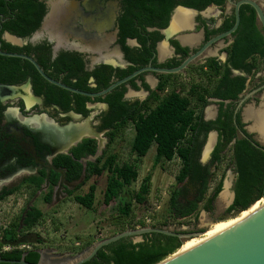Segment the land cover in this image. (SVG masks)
I'll return each mask as SVG.
<instances>
[{"label": "trees", "instance_id": "obj_1", "mask_svg": "<svg viewBox=\"0 0 264 264\" xmlns=\"http://www.w3.org/2000/svg\"><path fill=\"white\" fill-rule=\"evenodd\" d=\"M194 6L191 0H125L124 11L118 19L119 43L122 45L126 60L131 65L126 68H114L100 65L88 71L80 56L76 53H61L55 60L51 57V48L46 44L37 47H18L3 40L5 32L20 38H29L37 32L47 13L43 0H0V46L1 50L11 53L33 56L45 73L55 80L90 93L100 92L114 81L128 77L136 70L157 64L155 58L157 44L163 40L160 29L169 25L173 8L178 4ZM250 10V11H248ZM232 24L221 30H228ZM150 29H155L150 31ZM216 34L217 30H210ZM235 35V42L225 51L228 58L222 63L217 58H210L205 64L196 67L197 78L190 85L177 84L178 74L159 76L158 87L151 91L144 101L131 102L125 98L128 88L126 84L118 86L105 97L90 98L71 93L47 82L28 60L0 55V85H19L28 78L32 79L35 94L45 96L48 103H56L65 111H74L88 116L90 102L104 103L109 106L101 115L102 125L99 130L108 129L109 145L103 155L95 163L86 168V180L77 189L88 184L94 177H101L107 172L108 178L103 202L110 206L118 203V218L115 225L118 232L125 231L133 222L135 205L148 204L152 188V173L142 179L137 190L132 186L138 181L140 172L136 162H123L118 153L111 152V146L117 139H122L129 127L134 130L130 142V153L137 160L147 156L155 146L156 156L153 168L161 163H169L175 159L181 161V168L176 176V185L170 192L167 216L156 221L152 227L170 228L193 223L184 220L195 217L197 223L200 210L211 213L218 195L223 190L226 170L231 169L236 175L233 190L235 201L227 210L228 215L251 213L264 198V146L255 142L247 134L242 124L240 113H235L234 102L246 89L247 78L233 76L232 70H239L253 75L264 60V31L257 22L253 8L246 6L241 12V23ZM129 39H136L140 47L127 45ZM178 52L186 55L188 49L182 48L173 41ZM181 61L163 65L177 67ZM94 78L96 86L90 85ZM142 82L146 90H150L143 75L134 78L128 84L139 90L136 80ZM219 99L218 116L215 120H205L204 111L209 99ZM226 101L231 103L226 104ZM242 130L246 137L233 141ZM212 131L218 132V143L212 153V159L201 162L202 152ZM97 141L86 139L71 150L69 155H59L56 165L67 169L68 180L77 181L83 175L82 158L97 153ZM229 163L225 165V161ZM224 169L220 180L214 179L220 169ZM46 175L29 177L14 187L5 188L0 194V201L30 190L33 197L43 186ZM53 179V178H52ZM56 182V180H54ZM214 184V187H213ZM52 185L43 194V201L51 203L54 194ZM70 196L74 193L66 190ZM97 188L89 185L88 192L78 194L73 200L80 206L94 210ZM259 201V202H257ZM257 202V203H256ZM24 210L10 224L0 230V249L11 246L0 254L4 259L25 260L38 264L41 259L39 250L42 239L30 244L26 238L45 222V213L33 205L21 220ZM185 222V223H183ZM132 223V224H131ZM142 227H145L141 223ZM130 227V228H131ZM174 232L179 233L174 230ZM182 234V233H179ZM144 240L135 243L132 237L122 238L101 248L97 255L85 264H157L167 257L185 249L183 241L177 236L160 233L143 235ZM30 245V249H20L21 245ZM91 244V243H90ZM89 245V244H88ZM11 264V263H0Z\"/></svg>", "mask_w": 264, "mask_h": 264}, {"label": "flooded vegetation", "instance_id": "obj_2", "mask_svg": "<svg viewBox=\"0 0 264 264\" xmlns=\"http://www.w3.org/2000/svg\"><path fill=\"white\" fill-rule=\"evenodd\" d=\"M67 1L78 2L80 4L79 6L85 12L92 13V15H95L94 16L95 18L92 23L94 25L96 23L99 24L111 23V20L114 18L115 30L114 31L108 30L106 32V34H111V33L115 34V43L111 45L110 50H112L115 46H119L121 51L124 53L122 45L119 43L118 19L121 16V13L124 11L123 6L125 0H67ZM178 1L180 2V1H188V0H177V2ZM242 1L244 0H191L194 6H185L178 3L173 8L172 14L174 13V11L177 10L175 14L176 17L179 11H185V13L191 15V19L189 21L190 26L184 28V30H181V32L178 35L170 39L169 41L170 47H168L170 53L163 60H160V57L158 56L157 48L159 43L157 44L155 58L157 60V64L161 65L162 67L155 66L152 63H149V65L145 67L153 66L157 68H176V67H163V65H167L170 63L173 64L175 63V61H181L182 64L189 56L197 53L208 42L212 40H216V41L211 46V49H213L214 51L218 50V56L202 58L199 61L190 64L183 72L177 73L179 75L177 79V84L190 85L197 78L196 67L205 64L206 61L210 58H217L222 63H225L228 58V53L225 50L228 49L230 45H232L235 42L234 34L237 31L230 36H223V35L228 31H230L235 26L236 12L238 9L237 6ZM254 1L261 4L264 9V4H262L261 2L262 0H254ZM246 6H250L251 8H253L249 4L246 3L241 4L239 7L240 19H241V12L243 11V9H246ZM257 22L259 27L263 29L259 22L258 16H257ZM82 24H83L82 20L79 19V27H78L79 29L85 28V26H83L84 24L83 25ZM229 24H232V27L230 29L221 30L222 28H225L226 25ZM210 30H217L218 32L216 34H211L209 32ZM33 35L29 38H23L24 43L21 46L18 45H14V46L37 47L39 45L46 44L51 48L52 60H55L61 53H69V54L76 53L80 56L82 62L84 63L85 68L88 71H93L96 67L100 66L99 64L95 63V58L99 56L98 55L99 45H96L94 41H90L91 38H87L85 36H81L77 38L70 35L69 40L63 42V45L59 48L57 55H55L54 47L56 43H51L49 39L46 37L34 40ZM194 36H198L197 37L198 39H196L197 42L195 44L192 45L187 44L183 40V37L190 38ZM3 40L7 43H10L5 40L4 35H3ZM173 41H177L182 48L188 49L186 55L178 52L176 46L173 44ZM127 45L129 46L128 41H127ZM124 57H125V53H124ZM261 71L262 73H264V60L260 62L258 70L255 71L253 75H247L244 73L245 74L244 77L247 78L246 89L239 96V99L236 102H234V110L235 113L238 112L240 113L241 121L242 124H244V129L247 132V134L251 135L252 139L255 142L259 143L261 146H264V144L257 138V134L252 132L251 128H248L250 125H253L254 120L246 116V111L251 110V108H253L251 105L255 103L254 108L252 109L254 111L260 105V93L264 92V77L263 76L260 77L259 84L253 89L250 88L251 84L249 83V81L251 78L254 79V77H256V75L259 74ZM141 75H143L145 82L150 87V90H146L143 87L141 80L139 79L136 80V83L139 86V90L133 89L128 83H126V85L127 86L129 85L135 91L144 90L149 94L144 99H136V100H131L129 99V97L125 96V98L131 102L146 100L150 96L151 91H154L158 87L160 83L159 76L163 74H158L156 72H144L138 75L137 77ZM148 75L152 77L153 79L152 83H150V81L148 80L147 78ZM232 75L234 76L233 71H232ZM28 84H30L31 86L29 92V99H27L28 97L25 98L28 95V94L25 95V92H27V89L25 88L23 90H18L17 92L11 91L7 94H2L0 92V194L3 192L5 188L17 186L25 178L34 177V176L41 177L43 174L46 175L43 186L33 197L30 196L31 193L30 190H26V189H23L22 192L15 194L16 196L20 194H25L26 196L29 197V198L27 197L28 201L25 203V206L23 207L24 216L27 213V211L31 209L32 206L35 204L37 196L42 194L43 192H46L52 185H54L53 186L54 194L51 203L56 204L59 201V199H62L61 197L64 194L63 190H67V189L69 190V188H71L72 186L74 188L79 187L82 183H84V181L86 180L85 175L88 164L97 162V160L103 155L104 151L107 149L109 145V138L107 137L109 130L108 129L99 130V127L102 125L101 115L104 111H107L109 109V106L107 109H103V108L93 109V110L89 109L90 110L89 115L92 112H96V115L92 121V126L97 130L104 132L103 134V139L105 140L103 142L104 148L101 153L98 152V148H97L96 155L88 156L87 158H82L80 162L83 165V175L77 181H72V182L69 181L67 169L56 165L55 159L59 155H66L62 149V145L65 144L70 139V134L65 137H61L59 140H53L50 136L44 135L39 131H42V128L44 127L48 129L51 133H55L60 128H65L69 126H75V130H76L77 128L78 129L81 128V124L83 120H77L73 118L70 115V113L74 111H65L56 103H48L46 101L45 96H37L35 94L31 78H28L26 81H24L19 85H5V86H17L22 88ZM254 91H259L257 93L259 96H256V94H254L252 98L250 97L247 99L246 96L252 95ZM90 103L98 104L95 102H90ZM219 103L220 102H217L216 104L218 106V110H219ZM229 103H231V101ZM88 104H87V108H88ZM45 114L48 116V118L43 116ZM88 116H84V117H88ZM204 118L205 120H207L205 111H204ZM209 120H215V119H209ZM241 134L245 135V133L242 130H239L238 136ZM218 138H217V143H218ZM86 139H91V138H85L83 139V141ZM94 140L97 141V147H99L101 141L98 139H94ZM71 150L69 151V153L71 152ZM212 153L209 161L212 159ZM54 180H56V182H54ZM48 181L49 184L48 186H46ZM43 187H47V189L41 192ZM3 202L4 201H0V204ZM218 208L219 207L216 206V204H214V210L210 213L211 220H213L214 217L217 215ZM229 208L230 207L226 208L225 210L227 211ZM173 229L182 234L204 233L202 230L198 228V223H193L187 228L175 227ZM214 229L215 227L211 231H213ZM94 243L96 242H92L91 244L86 246H83V244L78 242L74 243L73 246L70 245L68 246L62 243H55V244L51 243L50 245H45L41 247L40 250H45V264H56L60 262V260L70 255L88 249Z\"/></svg>", "mask_w": 264, "mask_h": 264}, {"label": "water", "instance_id": "obj_3", "mask_svg": "<svg viewBox=\"0 0 264 264\" xmlns=\"http://www.w3.org/2000/svg\"><path fill=\"white\" fill-rule=\"evenodd\" d=\"M43 2L47 6L48 10L42 22L41 28L33 35L34 40L46 37L49 39L51 43H56L54 47V54L57 55L59 48L63 45L64 41L69 40L70 35L77 38L81 36H85L87 38H91L90 41H94L96 45H99L98 48L99 56L95 58V63L99 65L102 64L110 65L113 66L114 68H122V69H126L131 65V63L125 60L124 53L121 51L119 46H115L112 50H110L111 45L115 43V34L114 33L106 34V32L108 30H112V31L115 30L114 18L111 20V23L108 24L96 23L94 25L92 23L95 18L94 17L95 15H92V13L85 12L79 6L80 4L78 2L67 1V0H43ZM243 3L251 5L256 10L259 22L262 28L264 29L263 6L254 0H244L237 6L238 9L236 12L235 26L230 31L225 33L223 36H230L237 31L241 20L239 7ZM176 11H174V13L172 14L169 25L164 29H160V32L164 37L163 40L159 42L157 48L158 56L160 57V60L164 59L161 57L160 54L161 45H166L167 47H170L169 44L170 39L177 35V32H174L172 30L173 17L176 14ZM79 19L82 20V23L84 24L82 25L85 26V28H80V29L78 28ZM153 30L155 29H150V31ZM4 38L6 41L12 43L13 45L21 46L24 43L23 38H20L16 35H12L9 32L4 33ZM215 41L216 40H212L208 42L197 53L189 56L179 67L176 68H157L153 66L145 67L137 70L128 77L114 81L109 87L96 93L82 91L70 87L62 83L61 81H57L51 78L45 73V71L40 66V64L33 57H30L28 55L5 52L1 50V46H0V55L28 60L30 63H32L35 66L39 74L50 84L65 89L71 93L83 95L90 98H97V97H105L106 95L111 93L114 89H116L118 86L128 83L130 80H132L133 78L137 77L138 75L144 72H156L158 74H177L183 72L190 64L195 63L202 58L216 57L218 56V50L214 51L213 49H211V46ZM128 44L129 46L132 47L140 46V44L136 39H129ZM232 71L234 76H241V75L245 76V74L239 70L233 69ZM90 83L92 86H96L94 78L90 80ZM127 87L129 89V92L126 95V97H128V95L132 93H136L137 95H142L144 97L148 96L149 94L144 90L135 91L129 85ZM24 88L27 89V92L29 94L31 88L30 84L22 88L17 86L1 85L0 92L2 94H7L11 91L17 92L18 90H23ZM210 101L221 102V100L214 98L210 99ZM229 102L230 101H226V103ZM99 108L107 109L108 105L104 103L88 104V109L90 110L99 109ZM70 115L77 120H83L81 124V128L79 129L77 128L75 130V126H69L65 128H60L55 133H51L48 129L43 127L42 131L39 130L38 131L44 135L50 136L53 140H59L61 137H65L70 134V139L65 144L62 145V149L66 155L70 154L69 151L73 149L75 146H77L79 143H81L85 138L100 140L101 142L98 147V152L101 153L104 148V143H103L105 141L103 139L104 132H101L92 126V121L96 115V112H92L88 117H84L83 115L75 112H71ZM43 116L48 118L46 114ZM206 119L209 120L214 118L211 117ZM242 137H245V135L244 134L239 135L233 141V144H235L236 141L238 139H241ZM217 138H218V132L212 131L209 134L207 143L204 146L202 152L201 162L203 164H206L207 161L210 159L211 153L213 152L214 147L217 143ZM231 174L233 180H231L230 189L232 190H231V198L227 204V208L230 207L235 201V192L233 190V186L236 175L233 174V171H231ZM48 184L49 181L47 182L46 186H48ZM46 189L47 187H43L41 192ZM224 190H225V186H223V190L221 191V193ZM245 211H242L241 213ZM203 213L207 214L208 212L203 211ZM24 217L25 216L23 215L21 220V225L23 223ZM221 222L222 220H220L219 218L215 220V223H221ZM150 233H160L170 236H177L183 241V245L188 240L193 239L192 237L194 235L202 234V233L179 234L174 232L172 228L143 227L139 229L138 228L132 229L128 227L125 231L118 233L112 237L100 240L94 243L88 249L70 255L60 260V262L56 264H85L89 262L93 257H95L98 251L104 246H107L122 238H128V237H132L133 241L135 243H138L144 240L143 235ZM180 249L173 255L167 257L166 259H164L163 261L157 264H264V203L258 209L254 210L249 215L242 217L239 221H237L236 223H234L224 231L214 235L213 237L206 239L205 241L199 243L195 247L179 253ZM39 252L41 254V259L38 264H45V250H39ZM0 263L33 264L26 261L25 257H23L20 260H12V259H4L1 256V254H0Z\"/></svg>", "mask_w": 264, "mask_h": 264}, {"label": "rangeland", "instance_id": "obj_4", "mask_svg": "<svg viewBox=\"0 0 264 264\" xmlns=\"http://www.w3.org/2000/svg\"><path fill=\"white\" fill-rule=\"evenodd\" d=\"M149 77L150 75H148L147 78ZM150 83L152 82L150 81ZM262 96H264L263 93ZM128 97L131 100L145 98L144 96L137 95L136 93L129 94ZM213 105L214 104L210 102L209 106H207V116L212 115L211 107ZM252 126L253 125H250L248 128H251ZM254 132L257 131L254 130ZM258 135L259 137L257 138L264 144V131L262 134L263 136L261 135L262 137H260V134ZM133 136L134 130L129 127L124 137L122 139H117L116 142L111 146V152L118 153L120 156V160L123 162H136L140 172V176L138 181L132 186L133 191L139 188L143 178H145L149 173H152V188L148 204H137L134 207L133 222H135L134 224L136 225H133V227H131L132 225H130V227L132 229H137V220L146 216L148 213L155 214L154 223L156 221L164 220V218L167 216L170 192L176 185V176L180 171L181 161L177 159L169 163H161L156 168H153L154 159L156 156L155 146L152 147L146 157L137 160L136 156L130 153V142ZM208 162L209 160L207 161V163ZM228 163L229 159L226 160L224 164L227 165ZM223 171L224 169L222 168L217 172L214 179L215 185L220 180ZM231 171V169L226 170V176L223 181L225 190L215 201L216 206L219 207L217 215L213 220H211L210 213L204 214V210H200L197 223L198 228L204 233L194 235L192 237L193 239L185 242V249L190 245L197 243L196 241L201 240L202 238H206L209 235H215L218 231V228H220L221 226L241 219L242 217L247 215L245 213H241L240 215H228L226 213L227 211L225 209L227 208L228 202L225 201L222 196L225 191H228L231 195L232 189H230V183L231 180H233ZM107 178L108 174L106 172L101 177L92 178V180H90V182H88V184L84 185L82 188L77 189V187L74 188L72 186L71 188H69V190L74 193L72 196H70L66 190H63L64 194L61 197L62 199H59L56 204L45 203L42 198L44 192L38 195L34 205L45 213L46 219L42 225L37 227L34 232L26 238V240L30 244H32L36 242L37 239H42L43 243L39 245L40 247L50 245L51 243H62L68 246H73L74 243L77 242L83 244V246H86L92 242H98L120 233L118 232L119 228H117L115 225V221L119 216L117 212V201L113 202L110 206H106L103 202ZM91 184H95L97 188L95 205L93 208L94 210L92 211L80 206L73 200V197L75 195L87 193L89 185ZM27 197L28 196H26L25 194H20L18 196L13 195L0 204V230L1 228L8 226L11 221H13L20 215L23 207L25 206V203L28 201ZM263 200L264 198L260 201V204H263ZM218 218L222 220L220 224L215 223V220ZM184 221L194 223L195 217H191ZM217 226L218 228L216 231H213V233H209L214 227L216 228ZM175 227H178L177 224L173 225L170 228L173 229ZM181 227L187 228L188 226L184 224Z\"/></svg>", "mask_w": 264, "mask_h": 264}, {"label": "bare ground", "instance_id": "obj_5", "mask_svg": "<svg viewBox=\"0 0 264 264\" xmlns=\"http://www.w3.org/2000/svg\"><path fill=\"white\" fill-rule=\"evenodd\" d=\"M184 17V23L182 22V18ZM191 18V15H189V14H187V13H183V12H178L177 13V18H175V15H174V17H173V22H172V30L174 31V32H178V31H180V30H178V29H180V28H182V30H184V28H186V27H189L188 26V22H189V19ZM181 38V37H180ZM184 40V42H186V43H189V44H194L197 40L195 39V37H186L185 39H183ZM170 53V50H169V48L166 46V45H161V47H160V54H161V57L162 58H165V57H167L168 56V54ZM28 94V92H25V95H27ZM25 97V96H24ZM28 97V98H27ZM25 98H27V99H29V94L25 97ZM251 116H255L256 117V120H257V123L259 124V129H260V126H264V114H252V111L251 110H247V117H251ZM35 124V123H34ZM40 126V125H39ZM230 193L228 192V191H225L224 193H223V199L225 200V201H227V202H229V200H230ZM264 201V200H263ZM264 203V202H263ZM228 204V203H227ZM262 205V203L261 204H259V206H258V208L260 207ZM258 208H256V209H258ZM255 209V210H256ZM253 212V211H252ZM244 213V212H243ZM247 215H249L250 213H246ZM246 215V216H247ZM245 217V216H244ZM240 219H238V220H235V221H233V222H231V223H229V224H226V225H224V226H221L220 228H218V226L213 230V231H216L217 230V228H218V231L216 232V234H218V233H220V232H222V231H224L225 229H227L228 227H230L231 225H233L234 223H236L237 221H239ZM220 224V223H219ZM213 231H210L209 233H213ZM215 234V235H216ZM207 235V234H206ZM205 235V236H206ZM210 236V235H209ZM206 237V238H202L201 240H198V241H196L197 243H194V244H192V245H190L188 248H186V249H183V250H181V251H179V253H181V252H184V251H187V250H189V249H191V248H193V247H195L196 245H198L199 243H201V242H203V241H205L206 239H208V238H210V237H213V236H210V237Z\"/></svg>", "mask_w": 264, "mask_h": 264}, {"label": "crops", "instance_id": "obj_6", "mask_svg": "<svg viewBox=\"0 0 264 264\" xmlns=\"http://www.w3.org/2000/svg\"><path fill=\"white\" fill-rule=\"evenodd\" d=\"M262 2V4H264V0H262L261 1ZM179 12H183V13H185V11H179ZM175 18H177V16L175 17ZM191 19V18H190ZM190 19H189V21H190ZM182 22L184 23V17L182 18ZM188 26H190L189 25V22H188ZM183 28V27H182ZM182 28H180V29H178V30H180L179 32H177V35L181 32V30H182ZM195 37V39H198L197 37L198 36H194ZM183 39H185V37H183ZM197 42V41H196ZM195 42V43H196ZM194 43V44H195ZM187 44H189V43H187ZM192 45V44H191ZM261 69V68H260ZM262 74H264V73H262V71L259 73V74H257L256 75V77H254V79L253 78H251L250 79V81H249V83L251 84L250 85V88L251 89H253V88H255L258 84H259V79H260V77L261 76H263L264 77V75H262ZM151 82H153V79H152V77L150 76L149 78H148ZM259 91H254V93L252 94V95H247L246 97H247V99L248 98H252L253 96H254V94H256V96H259L257 93H258ZM263 94H264V92H262ZM262 93H260V105H259V107H257L256 109H255V111L254 110H252L253 108H254V104L253 105H251L253 108H251V111H252V114H264V96H262ZM209 102H212V104H214L212 107H211V111H212V115H210V116H207V114H206V110H205V114H206V118H214V119H216V117H217V113H218V106L216 105L217 104V102H213V101H210L209 100ZM214 111V112H213ZM257 111V112H256ZM246 116H247V111H246ZM248 118H250V119H253L254 120V122H253V126L251 127V131L252 132H254V130H256L257 132H254V133H256L257 135L258 134H263V131H264V126H260V129H259V124L257 123V120H256V117L255 116H251V117H248ZM255 124V125H254ZM262 130V131H261ZM257 137H259V135L257 136ZM260 137H261V135H260ZM143 218V217H142ZM142 218H140V219H138L137 220V223L138 222H140L141 220H142Z\"/></svg>", "mask_w": 264, "mask_h": 264}, {"label": "built area", "instance_id": "obj_7", "mask_svg": "<svg viewBox=\"0 0 264 264\" xmlns=\"http://www.w3.org/2000/svg\"><path fill=\"white\" fill-rule=\"evenodd\" d=\"M175 160H177V159H175ZM175 160H173V161H175ZM178 160H179V159H178ZM154 219H155V214L148 213L146 216H144V217L142 218V220H141L140 222L137 223V228H138V229H139V228H143V227L141 226V223H143V225H144L145 227H152V226L154 225ZM11 248H12L11 246H3V247H1V249H0V253H1L2 251H8V250H10ZM19 248H20V249H23V250H26V249H30L31 247H30V245L25 244V245H21Z\"/></svg>", "mask_w": 264, "mask_h": 264}]
</instances>
